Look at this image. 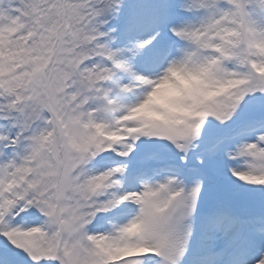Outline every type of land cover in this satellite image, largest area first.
I'll return each instance as SVG.
<instances>
[{
	"label": "snow or ice",
	"instance_id": "1",
	"mask_svg": "<svg viewBox=\"0 0 264 264\" xmlns=\"http://www.w3.org/2000/svg\"><path fill=\"white\" fill-rule=\"evenodd\" d=\"M0 264H264V0H0Z\"/></svg>",
	"mask_w": 264,
	"mask_h": 264
}]
</instances>
